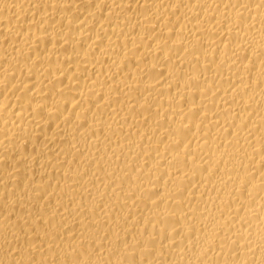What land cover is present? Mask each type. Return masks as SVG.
Here are the masks:
<instances>
[{
  "label": "bare ground",
  "instance_id": "6f19581e",
  "mask_svg": "<svg viewBox=\"0 0 264 264\" xmlns=\"http://www.w3.org/2000/svg\"><path fill=\"white\" fill-rule=\"evenodd\" d=\"M0 264H264V0H0Z\"/></svg>",
  "mask_w": 264,
  "mask_h": 264
}]
</instances>
